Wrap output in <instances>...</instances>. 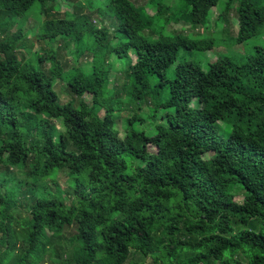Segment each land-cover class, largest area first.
Segmentation results:
<instances>
[{
	"label": "trees",
	"instance_id": "obj_1",
	"mask_svg": "<svg viewBox=\"0 0 264 264\" xmlns=\"http://www.w3.org/2000/svg\"><path fill=\"white\" fill-rule=\"evenodd\" d=\"M58 1L0 0V264H264V48L178 62L217 45L168 26L209 27L221 0ZM226 4L238 44L264 37V0ZM37 6L36 55L11 18Z\"/></svg>",
	"mask_w": 264,
	"mask_h": 264
},
{
	"label": "rangeland",
	"instance_id": "obj_2",
	"mask_svg": "<svg viewBox=\"0 0 264 264\" xmlns=\"http://www.w3.org/2000/svg\"><path fill=\"white\" fill-rule=\"evenodd\" d=\"M78 1H83V0H78ZM134 1L136 4L138 5H146L147 4V0H132ZM170 2V5L172 7H179V1L178 0H163V2ZM228 0H221L219 7L216 8L213 12V17H212V22L210 24V26L208 27V25L206 26V28L208 27V30H206V28L204 27H199V28H193L191 25H186L185 19L184 22L182 21L181 24H172L170 26H168V31H182L184 34H188L189 37L191 38H197V39H210V40H214L216 42L217 47L214 50L211 51H207L205 53L202 52H191L189 50H185V49H181L179 52V61L178 62H184V61H188V62H195V63H199L201 64V66L206 69L208 67L209 63H213L215 62L219 57H229L231 59H233L234 61L243 64L244 62H247V60L250 59V55L252 53H254V48L257 46H260L261 48H264V37L262 36H258L255 38H252L250 41L246 42L245 44H238L236 42V38L239 35V21L238 18L235 14L234 11L231 12L230 14V21H221L220 15L221 12L219 9L224 10V8L226 7V3ZM73 0L71 1H66V0H59L58 3L62 6V11H73L74 9V5H73ZM173 3H175V6L173 5ZM97 5V4H95ZM90 8L94 9V6L90 5ZM39 7L37 6L32 12L28 13L25 16H21V17H12V21L13 22H17L18 25H13L11 31H15L17 29H22V30H26L28 28L29 30V35H28V39H29V43H27V45H29L30 47H32V53L36 54L40 52L43 53L44 50H48V47H43L44 45L40 42L37 41L36 37H35V29L37 28V26L35 25L36 20H39L40 18V14H39ZM149 13H153V11L151 9H148ZM176 13L180 14V16H186V14L184 13H179V10H176ZM81 14L84 15H88L90 16V18L94 21V23H97L100 25V23L103 21L104 24H109L112 22L111 18L109 16H100V14L97 13V11H93L92 13L89 12V10L86 7H83L81 9ZM219 23V25H218ZM39 24V23H38ZM161 25V24H160ZM159 25V26H160ZM158 26V28H159ZM219 26V27H218ZM238 26V28H237ZM159 29L156 28V31L158 32ZM193 36H197V37H193ZM199 37V38H198ZM64 43H56L55 45H53V48H63ZM67 50H65L63 48V55L66 59V61H71V56L69 55V53L67 52L70 48V45L67 43L66 44ZM60 48V49H61ZM59 49V50H60ZM34 59L32 54H27V58L26 61H30ZM89 62V59L83 60L82 63H86ZM89 64V63H88ZM177 65V64H176ZM120 68L119 64L116 65V69ZM119 70V69H118ZM119 73V72H118ZM113 73L112 78H114L116 75H118ZM119 78L120 81L124 80L121 77V74L119 73ZM56 89L60 95V97L62 98L63 101L68 99L66 92V86L64 83H59L56 86ZM86 100L88 103H91V97L90 96H86ZM139 108V107H138ZM139 114L141 116H143L144 118L147 117V112H146V106L143 105V107H140L139 110ZM164 113L160 112V116H162ZM132 115V113L130 114V116ZM221 127H224L223 125H221ZM138 129H144L148 134L151 133L154 130V125H150V124H143V125H137ZM67 174L66 173H60L57 178L59 180V186H56L53 182L50 181L49 187L51 188V190L53 191L54 194H57V192H59V194H63V197H65V193L67 191V187L69 186V180H67ZM60 189V191L58 190ZM237 195V193H236ZM243 200V194L240 193L237 196V201L239 203H241ZM67 204L70 203L71 199L70 197H68L66 199ZM73 232V230H71V233ZM142 259H140V256L134 255L132 256L129 261L126 264H137V263H142L141 261ZM246 259L244 258L242 260V263L246 264ZM45 264H54L52 262L47 261ZM143 264H153V259L151 257L147 258L144 260Z\"/></svg>",
	"mask_w": 264,
	"mask_h": 264
}]
</instances>
